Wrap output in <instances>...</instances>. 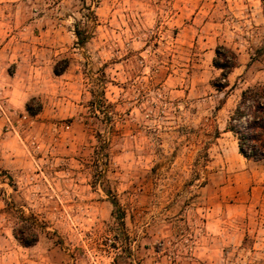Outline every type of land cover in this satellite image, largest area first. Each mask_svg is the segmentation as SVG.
<instances>
[{"label":"rangeland","instance_id":"374dc122","mask_svg":"<svg viewBox=\"0 0 264 264\" xmlns=\"http://www.w3.org/2000/svg\"><path fill=\"white\" fill-rule=\"evenodd\" d=\"M262 80L264 0H0V264H263L264 166L224 130Z\"/></svg>","mask_w":264,"mask_h":264},{"label":"trees","instance_id":"16d2710c","mask_svg":"<svg viewBox=\"0 0 264 264\" xmlns=\"http://www.w3.org/2000/svg\"><path fill=\"white\" fill-rule=\"evenodd\" d=\"M73 33L75 42L81 45L85 38L76 24ZM211 61L219 69V75L212 79L211 84L216 89H221L227 85L228 72L237 64V53L231 47L219 44L214 48ZM53 72L58 73L55 64ZM25 108L29 112L27 102ZM224 130L233 135L241 156L259 161L264 166V80L248 84L240 90L237 100L227 113ZM116 218L119 219V215ZM20 220L12 230L13 235L23 245L33 243L37 239L36 222L33 218L22 215ZM23 233L29 234V237L26 238Z\"/></svg>","mask_w":264,"mask_h":264},{"label":"crops","instance_id":"0c3cea01","mask_svg":"<svg viewBox=\"0 0 264 264\" xmlns=\"http://www.w3.org/2000/svg\"><path fill=\"white\" fill-rule=\"evenodd\" d=\"M215 221H216V218H215ZM213 233L214 234L211 235V236H212L213 241H214L215 249L217 250L218 249V245H219L218 242L221 241V243H223V237H224V235L227 237V241H229L230 238H231V236L233 237L232 234L234 233V231L233 230H226L224 232L223 227L217 228V224L215 222V226H214ZM255 233H256V236H260L261 235V236H263L261 238L264 239V228L261 229L260 232H259V230H256ZM258 242H259L258 244L256 243V245H252V246L253 247H257L259 250L261 249L264 252V241L263 242L258 241ZM220 246H222V244H220ZM261 262L264 264V259Z\"/></svg>","mask_w":264,"mask_h":264}]
</instances>
